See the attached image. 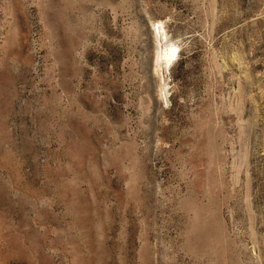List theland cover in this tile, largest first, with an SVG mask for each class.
<instances>
[{"label":"rangeland","instance_id":"1","mask_svg":"<svg viewBox=\"0 0 264 264\" xmlns=\"http://www.w3.org/2000/svg\"><path fill=\"white\" fill-rule=\"evenodd\" d=\"M0 264H264V0H0Z\"/></svg>","mask_w":264,"mask_h":264},{"label":"bare ground","instance_id":"2","mask_svg":"<svg viewBox=\"0 0 264 264\" xmlns=\"http://www.w3.org/2000/svg\"><path fill=\"white\" fill-rule=\"evenodd\" d=\"M159 31V30H158ZM159 34V32H158ZM160 42L163 41L161 35H158ZM177 48L173 43L166 44L165 46L160 45L158 55L156 58V67L158 72H165L170 64L176 60Z\"/></svg>","mask_w":264,"mask_h":264}]
</instances>
